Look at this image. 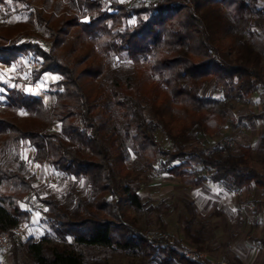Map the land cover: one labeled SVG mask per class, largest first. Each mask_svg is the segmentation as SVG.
Returning <instances> with one entry per match:
<instances>
[{"label": "trees", "instance_id": "trees-1", "mask_svg": "<svg viewBox=\"0 0 264 264\" xmlns=\"http://www.w3.org/2000/svg\"><path fill=\"white\" fill-rule=\"evenodd\" d=\"M67 1L77 14L59 15L61 0H54L50 9L31 11L26 21L0 23V64L31 57L34 82L44 74L56 76L50 106L22 87L0 83V151L26 143L34 163L84 178L89 186V196L73 205L35 196L54 238L11 239L13 264H20V248L28 264H108L86 258L81 247L115 248L143 260L159 256L158 264H210L200 255L199 239L191 236L197 248L190 258L181 241L155 235L125 213L126 201L144 214L151 210L131 184L125 144L147 167L158 163L184 185L210 181L230 191L249 184L264 189V172L250 165V145L234 153L226 144H196L227 123L236 127L243 118L264 117V112L238 117L233 112V104H246L264 86L262 55L246 37L264 7L260 0ZM36 24L46 31L48 45L33 38L30 28ZM122 55L130 72L113 66ZM157 131L170 148L156 139ZM259 149L264 151V134ZM12 157L14 166L0 159V232L29 218L23 206L33 190L28 164ZM159 227L164 232V225Z\"/></svg>", "mask_w": 264, "mask_h": 264}, {"label": "rangeland", "instance_id": "rangeland-1", "mask_svg": "<svg viewBox=\"0 0 264 264\" xmlns=\"http://www.w3.org/2000/svg\"><path fill=\"white\" fill-rule=\"evenodd\" d=\"M53 1L47 0L44 4L43 0H32L28 6L20 1L5 0V5L0 6V23L26 21L31 11L41 10L40 7L43 5L50 9ZM122 1L139 4L144 0ZM258 5L264 7V0H260ZM61 6L59 15L67 16L78 13L77 8L67 0H61ZM30 29L33 38L42 40L46 45L49 44V41L44 38L46 35L44 29L39 28L37 24ZM246 37L261 53V64L264 66V16L260 17L258 25L253 26L251 33L246 34ZM35 65L31 57H20L9 66L0 64V83L22 87L25 91L41 96L46 105L50 106L54 101L52 93L55 87L52 83L56 81V76L44 74L39 81L34 82L31 71ZM113 66L128 72L132 70V65L126 55L114 58ZM205 93L210 94L209 88L205 90ZM2 99L0 96V105H2ZM233 112L235 117L264 112V86H260L247 99L246 104H233ZM19 113L23 114L22 111ZM146 115L151 118L148 108ZM119 122L116 120L115 125L118 126ZM52 130L58 131L55 124L52 125ZM262 134H264V117L243 118L236 127H231L227 123L220 128L217 135L211 138H200L196 144L206 147L226 144L234 153L239 151L240 145H250L253 149L250 165L264 172V151H261L258 146ZM155 135L162 146L171 147V143L162 132L157 131ZM125 148L129 150L124 163L130 171L131 184L138 188L145 208L151 209L148 214H144L142 211H136L126 201L124 203L125 213L139 225L147 226L153 234H164L171 240L181 241L183 252L190 258L193 257L197 248V244L191 242V236H193L202 242L204 248L202 255L215 264H218L222 258L226 259L227 264H231L233 262L232 253L236 252V248H244L239 241H249V236L255 234L252 226H246L247 217L251 208L262 207L261 201L264 193L253 184L248 185L240 195H236L223 184L210 181L199 187L184 185L179 178L163 171L158 163L147 167L145 158L135 153L130 143L125 144ZM13 154L19 155L27 162L33 190L23 202V206L29 209V218L22 222L27 223L28 228L19 237H11V239L13 241L38 240L43 235L54 238L52 229L42 219L41 211L44 207L36 201L35 196L47 195L55 198L60 204L73 205L79 198L86 199L89 196V186L84 178L66 175L54 170L48 164L34 163L32 151L26 143L18 149L0 151V159L14 166ZM237 207L243 211L240 214L242 216H240V223L237 221ZM161 224L165 227L164 232L159 227ZM79 249L86 258L105 259L108 264H158L159 256L155 260H143L140 254H132L115 248L81 247ZM9 250L10 242L6 248H0V264H13ZM17 254L20 264L30 262L21 248L18 249Z\"/></svg>", "mask_w": 264, "mask_h": 264}, {"label": "crops", "instance_id": "crops-1", "mask_svg": "<svg viewBox=\"0 0 264 264\" xmlns=\"http://www.w3.org/2000/svg\"><path fill=\"white\" fill-rule=\"evenodd\" d=\"M259 146V145H258ZM250 185V184H249ZM259 191L264 193V189L253 184ZM248 186V185H247ZM243 187L240 191H234L236 195H240L244 192V189L247 187ZM262 207L256 208L253 207L250 210V214L248 215V221L246 226L254 229L255 234L253 236H249V241H239V244H243L244 248H236V252L233 254V262L231 264H264V198H262ZM239 205V203H238ZM237 209V221L240 223L241 215L243 211L241 208ZM241 216V217H240ZM244 223V222H243ZM246 246V248H245ZM204 250L201 252L203 254ZM203 258L207 259L210 264H215L209 258L202 255Z\"/></svg>", "mask_w": 264, "mask_h": 264}, {"label": "built area", "instance_id": "built-area-1", "mask_svg": "<svg viewBox=\"0 0 264 264\" xmlns=\"http://www.w3.org/2000/svg\"><path fill=\"white\" fill-rule=\"evenodd\" d=\"M27 228L28 224L21 221L10 230L0 232V248H6L11 240V237H19L20 235L25 233ZM218 264H227V261L225 258H222Z\"/></svg>", "mask_w": 264, "mask_h": 264}, {"label": "snow or ice", "instance_id": "snow-or-ice-1", "mask_svg": "<svg viewBox=\"0 0 264 264\" xmlns=\"http://www.w3.org/2000/svg\"><path fill=\"white\" fill-rule=\"evenodd\" d=\"M9 2H10V0H9Z\"/></svg>", "mask_w": 264, "mask_h": 264}]
</instances>
